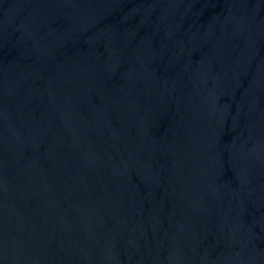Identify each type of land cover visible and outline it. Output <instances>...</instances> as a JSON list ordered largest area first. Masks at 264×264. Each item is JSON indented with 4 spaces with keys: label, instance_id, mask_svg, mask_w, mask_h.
<instances>
[{
    "label": "water",
    "instance_id": "obj_1",
    "mask_svg": "<svg viewBox=\"0 0 264 264\" xmlns=\"http://www.w3.org/2000/svg\"><path fill=\"white\" fill-rule=\"evenodd\" d=\"M0 264H264V0H0Z\"/></svg>",
    "mask_w": 264,
    "mask_h": 264
}]
</instances>
